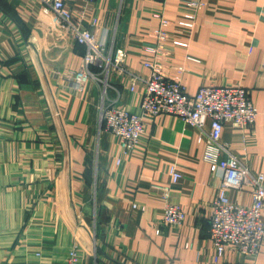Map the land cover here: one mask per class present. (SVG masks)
<instances>
[{"label":"crops","instance_id":"obj_1","mask_svg":"<svg viewBox=\"0 0 264 264\" xmlns=\"http://www.w3.org/2000/svg\"><path fill=\"white\" fill-rule=\"evenodd\" d=\"M186 1L66 0L136 70L158 61L173 76L183 66L190 95L202 85L245 86L257 120L226 123L222 139L264 172V0H204L197 12ZM86 51L42 4L0 0V264H66L75 245L80 264H264V245L257 256L213 247L211 203L223 173L182 117L146 116L143 151L115 164L117 139L101 128L104 84L90 80L76 93L70 82ZM109 81L105 103L143 113L142 87L132 91L116 71ZM171 165L183 175L177 183ZM165 185L186 211L180 227L162 221ZM231 196L252 202L248 189Z\"/></svg>","mask_w":264,"mask_h":264},{"label":"built area","instance_id":"obj_2","mask_svg":"<svg viewBox=\"0 0 264 264\" xmlns=\"http://www.w3.org/2000/svg\"><path fill=\"white\" fill-rule=\"evenodd\" d=\"M33 1L53 13L66 35L86 46L83 63L70 74V82L76 93L83 92L90 80L104 84V100L100 105L101 128L107 129L117 139L119 150L115 164H121L125 156L143 151L141 143L146 133V116L163 113L182 117L198 130L199 139L205 141V161L223 173L217 197L211 203L210 238L213 247L219 255L235 249L244 255L257 256L264 245V172L252 170L222 139L224 125L228 122L243 128L255 124L259 109L252 101L249 90L243 85H202L195 95H190L183 83L185 67H177L176 73L168 76L158 61H147L144 66L149 68L148 73L136 70L128 64L124 48L108 44L105 37L100 38L84 24V11L73 9L66 0ZM205 3L204 0L186 1L195 12ZM195 15L188 13L186 16L195 18ZM183 23L193 25L192 22ZM165 34L159 31L161 39H165ZM146 49L159 53L156 45H148ZM113 71L122 75L132 91L142 87V114L119 107L113 101L105 103L107 88L113 86L109 81ZM169 172L172 183H177L183 176L175 165L170 166ZM161 188L165 198L163 223L182 226L186 211L179 203L171 201L170 185ZM246 189L251 193V204L233 200L232 191ZM79 250V245L70 250L66 264H80Z\"/></svg>","mask_w":264,"mask_h":264}]
</instances>
